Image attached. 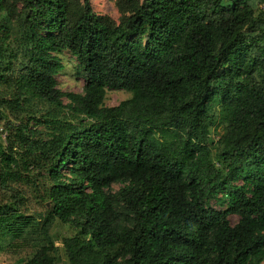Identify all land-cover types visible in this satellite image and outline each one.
<instances>
[{
  "label": "trees",
  "instance_id": "obj_1",
  "mask_svg": "<svg viewBox=\"0 0 264 264\" xmlns=\"http://www.w3.org/2000/svg\"><path fill=\"white\" fill-rule=\"evenodd\" d=\"M125 1L0 0V105L34 125L0 139V252L58 221L70 264H264V0Z\"/></svg>",
  "mask_w": 264,
  "mask_h": 264
},
{
  "label": "rangeland",
  "instance_id": "obj_2",
  "mask_svg": "<svg viewBox=\"0 0 264 264\" xmlns=\"http://www.w3.org/2000/svg\"><path fill=\"white\" fill-rule=\"evenodd\" d=\"M76 1L83 3V0ZM90 2L94 13L99 17L107 18L113 25H118L131 14V8L128 7L125 0H90ZM135 2L136 4H140L141 0H135ZM260 9L262 10V7H260ZM59 58L66 69L65 73L58 76L59 89L65 93L82 94L84 81L75 76V59L68 52H64ZM129 98H131L130 93L120 90H106L104 106L115 107ZM64 102L67 103V100H64ZM0 110L4 113V118L0 121V139L2 141H5L7 136V122L16 126L27 124L29 127L28 129L34 128L33 123L29 121L28 115L22 111L15 110L8 105H0ZM215 128L216 129H211V138L217 142L222 134V129L220 127ZM216 153L217 152L214 150L213 158L215 162L217 161ZM119 187L120 185H114L113 189L118 190ZM212 205L219 208L215 201H212ZM33 207L37 208L39 211H44L42 205L34 204L32 206H27V208H30V213H32ZM231 221L235 223L237 218L231 217ZM40 227V224L35 222L24 234L22 241L16 242L15 247L8 249V246H5L0 252V264H2L3 261H5V263L14 264L19 259L30 258L42 245L52 247L51 256L54 258L55 264H70L64 252L63 241L65 238L75 235L77 229L55 221L49 229L48 235L44 236L42 228Z\"/></svg>",
  "mask_w": 264,
  "mask_h": 264
}]
</instances>
